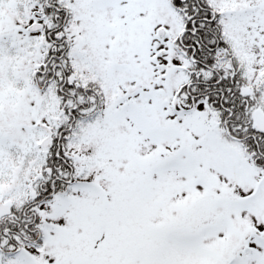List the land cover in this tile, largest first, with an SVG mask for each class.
<instances>
[{
  "label": "snow or ice",
  "instance_id": "1",
  "mask_svg": "<svg viewBox=\"0 0 264 264\" xmlns=\"http://www.w3.org/2000/svg\"><path fill=\"white\" fill-rule=\"evenodd\" d=\"M0 264H264V0H0Z\"/></svg>",
  "mask_w": 264,
  "mask_h": 264
}]
</instances>
